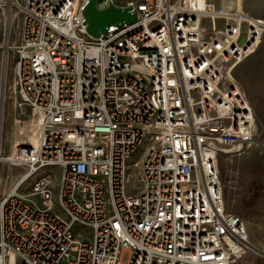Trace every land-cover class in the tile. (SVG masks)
Returning a JSON list of instances; mask_svg holds the SVG:
<instances>
[{
	"label": "built area",
	"instance_id": "obj_1",
	"mask_svg": "<svg viewBox=\"0 0 264 264\" xmlns=\"http://www.w3.org/2000/svg\"><path fill=\"white\" fill-rule=\"evenodd\" d=\"M88 2L0 0L15 121L36 127L6 156L0 142V163L25 168L0 198V264H239L255 248L216 165L255 137L232 71L264 20L211 0H96L136 18L92 37Z\"/></svg>",
	"mask_w": 264,
	"mask_h": 264
},
{
	"label": "rangeland",
	"instance_id": "obj_2",
	"mask_svg": "<svg viewBox=\"0 0 264 264\" xmlns=\"http://www.w3.org/2000/svg\"><path fill=\"white\" fill-rule=\"evenodd\" d=\"M211 1L217 7L223 6L225 2L228 4L225 8L233 9L236 6V0ZM242 7L246 13L264 20V0H242ZM12 68L11 64H3L0 53V142L5 156L11 153L16 142L33 134L31 129H36L30 119L23 124L15 121L20 116L15 106L17 97L13 90ZM232 75L252 106L255 137L250 145L244 146L240 151L220 155L217 171L226 210L244 217L258 211L264 213V31L257 47L234 67ZM21 126L24 134L18 133ZM146 143L145 140L139 147L133 155L134 159L142 154ZM23 172L24 167L0 163V198L11 189ZM36 176L28 179L24 185L27 187ZM134 185L133 178H129L127 191L134 192ZM20 190H24V186ZM56 209L59 211L58 207ZM247 226L251 225L247 223ZM121 258L122 261H127L128 254L123 253ZM248 262H253L251 251L241 258L239 264Z\"/></svg>",
	"mask_w": 264,
	"mask_h": 264
},
{
	"label": "water",
	"instance_id": "obj_3",
	"mask_svg": "<svg viewBox=\"0 0 264 264\" xmlns=\"http://www.w3.org/2000/svg\"><path fill=\"white\" fill-rule=\"evenodd\" d=\"M95 1L89 0L83 10L86 31L90 36L98 37L105 33L110 25L130 24L135 21L136 15L129 8H121L111 4L106 8L98 9Z\"/></svg>",
	"mask_w": 264,
	"mask_h": 264
},
{
	"label": "crops",
	"instance_id": "obj_4",
	"mask_svg": "<svg viewBox=\"0 0 264 264\" xmlns=\"http://www.w3.org/2000/svg\"><path fill=\"white\" fill-rule=\"evenodd\" d=\"M221 4V2H220ZM227 2L221 7L225 8ZM237 5V4H235ZM242 7V4H241ZM243 9V7H242ZM238 215V214H237ZM240 216V215H239ZM241 217V216H240ZM250 243L254 246L253 262L251 264H264V213L261 211L242 217ZM247 223L251 226L248 227Z\"/></svg>",
	"mask_w": 264,
	"mask_h": 264
},
{
	"label": "bare ground",
	"instance_id": "obj_5",
	"mask_svg": "<svg viewBox=\"0 0 264 264\" xmlns=\"http://www.w3.org/2000/svg\"><path fill=\"white\" fill-rule=\"evenodd\" d=\"M236 6H238V7H241V4H242V0H236ZM242 8V7H241ZM258 43H259V40L257 41V45H258ZM257 45H256V47H257ZM34 130L33 129H31V132H33ZM33 136V134H30V137H32ZM239 150V149H238ZM238 150H232V151H230V152H227V153H235V152H237ZM217 166V165H216ZM217 168V167H216Z\"/></svg>",
	"mask_w": 264,
	"mask_h": 264
}]
</instances>
